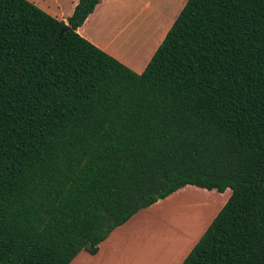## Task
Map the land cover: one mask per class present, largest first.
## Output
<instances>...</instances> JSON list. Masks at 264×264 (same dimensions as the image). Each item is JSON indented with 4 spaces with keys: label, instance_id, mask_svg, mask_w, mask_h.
Returning a JSON list of instances; mask_svg holds the SVG:
<instances>
[{
    "label": "trees",
    "instance_id": "16d2710c",
    "mask_svg": "<svg viewBox=\"0 0 264 264\" xmlns=\"http://www.w3.org/2000/svg\"><path fill=\"white\" fill-rule=\"evenodd\" d=\"M100 1L0 0V264L94 255L184 186L229 196L180 264H264V0H185L138 74L76 33Z\"/></svg>",
    "mask_w": 264,
    "mask_h": 264
},
{
    "label": "crops",
    "instance_id": "0c3cea01",
    "mask_svg": "<svg viewBox=\"0 0 264 264\" xmlns=\"http://www.w3.org/2000/svg\"><path fill=\"white\" fill-rule=\"evenodd\" d=\"M26 1L55 20L62 21L65 24L67 18L72 14L73 9L78 2V0ZM122 2V0H101L100 3L97 4L93 11L87 16L85 21L76 29V33L98 49L116 59L127 68L132 69L138 64L128 61L129 57H124V55L121 53L122 51L119 50L131 47V50H136L137 52V49L139 50L143 44L142 40L133 33V31H136V28L132 27L133 22H119V19L124 17V12L121 10L120 6ZM110 3L120 4L112 7ZM110 19L114 20L113 24H110ZM108 22L109 25H107ZM163 33L158 39L159 41L151 48V50L150 48L146 47V49H149V52H147V56L145 57L144 62L140 65V71H137V74L140 73L145 67L152 53L162 40L161 37H164L165 33ZM138 55L139 53L137 56ZM192 187L193 186H184L168 197L152 204L148 208L138 211L126 223L115 228L108 235V237L98 245V250L94 255H90L85 251H80L69 262V264H180L191 249L190 248L187 251V246L185 247L187 244V224H184V226L180 225L181 228L176 229V231L179 233L176 234V237L172 239L173 244L171 241H169L170 243L168 242L169 244H167V246V241L162 239L166 238L167 235H162L161 232L157 234V238L149 244V247L146 250H141L137 253L135 251L136 247L134 245L130 247L128 241L130 239V235H134L136 233L135 231L137 228L148 224V222H151L150 219L154 212L156 210H162V205L170 200V205L175 207L174 211L186 210L188 207V199H191L193 201L192 203H196L197 205H204V207L209 206V204L205 205V202L200 201L198 197H193V195L189 194L187 195V193L192 192ZM180 194L187 195V197H179L178 195ZM228 196L229 194L227 195V198ZM186 202V208L184 206H180L185 205ZM206 219L207 218L203 219L202 216L199 220H197V224L193 227V229L195 230L200 228ZM179 235L181 236L178 237ZM200 235L196 238V241ZM170 238L171 237L167 239Z\"/></svg>",
    "mask_w": 264,
    "mask_h": 264
},
{
    "label": "rangeland",
    "instance_id": "374dc122",
    "mask_svg": "<svg viewBox=\"0 0 264 264\" xmlns=\"http://www.w3.org/2000/svg\"><path fill=\"white\" fill-rule=\"evenodd\" d=\"M121 10L124 17L119 19V22H133V28H136V31L133 33L142 40V47L138 50H131V47L123 48L121 53L124 57H129L128 61H132L138 65L135 68H132L133 72L137 73L140 71V65L144 62L145 57L147 56V52L149 49L156 45L159 41L161 34L165 33L167 28L172 23L173 19L176 17L179 12L181 6L185 2V0H122ZM112 7L119 5L116 3H110ZM125 18V20H124ZM114 20L110 19V24H113ZM109 25V22L107 23ZM163 33V34H164ZM162 39V37H161ZM145 47V49H144ZM139 55L137 56V54ZM127 55V56H126ZM124 58L123 56H121ZM134 57V58H133ZM131 59V60H130ZM140 62V63H139ZM192 192L187 193V195H193V197H198L200 201L205 202L204 204H209V206L204 207L197 205L196 203H192L191 199H188V207L187 202L184 206L187 207L186 210L182 211H174L172 205H170V201L164 203L162 205V210L155 211L152 215L148 224L144 226H140L136 229V233L134 235H130V239L128 241L129 246H135L136 253L141 250H146L149 247V244L156 239L157 234L161 232V234L167 235L165 239L167 244H173L172 239L176 237V234L179 232L176 229H180L181 226L187 224V251L191 248V246L195 243L196 238L202 233L205 229L208 222L215 216L218 210L222 207L221 205L225 202L227 195L229 192L225 190L223 193H216L215 191H206L204 189H198L192 187ZM188 192V191H187ZM187 195H178L179 197H187ZM177 196V197H178ZM176 197V196H175ZM196 198V199H198ZM181 208V207H180ZM203 216V219L207 218L203 225L198 229H193V227L197 224V220H199ZM194 230V232H193ZM134 236V237H133ZM179 235L178 237H180ZM171 237L170 239H167ZM169 242V243H168ZM132 244V245H131ZM167 250V247H166Z\"/></svg>",
    "mask_w": 264,
    "mask_h": 264
},
{
    "label": "water",
    "instance_id": "95a60500",
    "mask_svg": "<svg viewBox=\"0 0 264 264\" xmlns=\"http://www.w3.org/2000/svg\"><path fill=\"white\" fill-rule=\"evenodd\" d=\"M68 30V26H65L61 31H60V34H62L64 31ZM59 34V35H60Z\"/></svg>",
    "mask_w": 264,
    "mask_h": 264
}]
</instances>
